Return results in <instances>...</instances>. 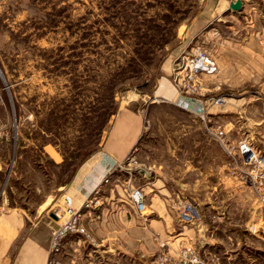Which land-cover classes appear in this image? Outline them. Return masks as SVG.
<instances>
[{
	"label": "rangeland",
	"instance_id": "1",
	"mask_svg": "<svg viewBox=\"0 0 264 264\" xmlns=\"http://www.w3.org/2000/svg\"><path fill=\"white\" fill-rule=\"evenodd\" d=\"M205 1L0 0V223L5 216L15 214L29 227L43 215L48 221L53 212L60 216L56 211L65 219L67 206L75 208L72 192L80 184V176L98 173L94 168L90 171V166L98 165L96 152L121 105L142 100L139 110L145 116L152 92L162 77L169 79L174 60L184 50L199 45L216 58L220 67L228 62L239 64L236 50L240 37L236 30L254 31L262 16L261 6H250L247 13L244 7L235 12L228 7L218 8L203 32L188 34ZM210 79L205 78L203 84L207 86ZM171 87L177 98L173 84ZM260 87L264 89L259 81L237 85L230 97L249 111L252 120V129L242 137L250 138L264 156V98L256 93ZM219 129L224 128L208 126L209 136L212 138L210 132ZM125 161L130 164L128 159ZM124 163H120L122 168ZM109 168V177L122 169ZM125 170L129 174H120L123 188L132 184L143 191L149 180L142 178V182L134 177L132 182L131 167ZM229 173L232 175L230 169ZM107 175L105 182L110 180ZM244 185L259 198L251 186ZM262 194V207L251 199L248 229L229 225L230 229L223 231L232 238L226 237L225 244L238 241L239 246L241 239L244 241V253L233 264H264ZM185 201L179 199L174 208ZM212 214V220L221 221L218 218L222 215ZM247 214L245 209L231 216L238 221ZM61 225L63 220L56 229ZM83 244L87 248L90 245ZM189 244L202 252L195 239L172 248L178 250ZM2 247L1 241V251ZM159 252L158 244L155 257ZM220 262L224 264L221 258Z\"/></svg>",
	"mask_w": 264,
	"mask_h": 264
},
{
	"label": "crops",
	"instance_id": "2",
	"mask_svg": "<svg viewBox=\"0 0 264 264\" xmlns=\"http://www.w3.org/2000/svg\"><path fill=\"white\" fill-rule=\"evenodd\" d=\"M231 1L206 0L203 10L190 24L188 34L203 32L214 20L218 8L227 9ZM255 4L262 8L259 26L252 32L236 30L240 37L236 50L239 64L228 62L221 67L218 64L211 83H206L204 95L188 99L192 107L199 104L206 109L205 119L174 104L176 94L168 77H162L152 92L145 116L139 110L142 100L121 105L96 152L98 165L90 166V171L94 168L98 173L86 172L83 178L80 176L82 180L72 192L74 210L78 211L77 226L84 228L90 240L78 232H68L57 255L60 264H159L155 255L160 242H167L176 251L173 246L193 239L205 254L219 252L224 264H233L244 253L243 239L240 238L239 246L238 241L225 244L226 237L232 238L223 231L229 230V225L239 226L242 231L248 229L251 199L254 203L259 201L260 207L262 201L236 175H230L226 155L209 136L207 128L220 125L234 140L252 129L249 111L230 96H234L233 88L237 85L250 81L264 84V0H251L249 4L243 0V11L247 13ZM243 18L247 20L248 14ZM228 87L232 89H225ZM218 96L224 97L225 102L214 105L212 100ZM258 118L261 132L262 113ZM130 152L133 159L127 164L125 160ZM122 162L125 166L119 170L121 173L114 171V177H109L106 169ZM127 167L132 169L130 181L134 177L139 181L149 180L143 191L146 204L154 212L147 217L138 214L126 194V187L123 188L121 175L129 174L126 170L123 172ZM105 175L110 178L107 182ZM90 192L98 199L97 206L82 207ZM179 199L196 203L199 216L194 222H179L174 208ZM231 204L233 207L229 208ZM245 209L247 217L234 221L231 215L241 214ZM211 213L213 217L222 215L218 218L221 221L212 220ZM56 214L60 216L55 215L49 221L43 215L29 227L21 216H5V223H0L3 243L0 264H46L50 239L58 221L63 220L64 225L71 217L68 213L65 219L59 212ZM85 242L90 244L88 248Z\"/></svg>",
	"mask_w": 264,
	"mask_h": 264
},
{
	"label": "built area",
	"instance_id": "3",
	"mask_svg": "<svg viewBox=\"0 0 264 264\" xmlns=\"http://www.w3.org/2000/svg\"><path fill=\"white\" fill-rule=\"evenodd\" d=\"M246 1L250 2L251 0ZM217 71L216 58L203 50L201 46H194L189 51L181 52L174 60L169 74V79L178 94L175 104L205 119L206 109L199 104L192 107L188 99L203 96L206 90L203 80L215 75ZM256 93L264 98V89L261 88ZM224 102L222 96L212 100L214 105H220ZM210 134L213 139L220 143L228 156L227 165L231 174L236 175L243 184L251 186L262 201V192H264V156L262 150L248 137H242L234 143L227 137V132L224 129L210 132ZM127 159L132 161V152L128 154ZM117 167L122 168V165L118 164ZM126 190V194L138 214L142 217L153 214L154 211L145 202V194L142 189L128 184ZM97 202L94 194L90 192L86 195L82 207L94 208L97 206ZM181 204L183 206L179 204L176 208V216L182 222H194L199 216L197 206L188 201ZM66 212L71 215L70 220L53 232L46 264H60L57 255L61 252L62 241L68 232H78L83 234L86 240H90V236L84 228L77 226L78 211L68 205ZM159 250L160 252L156 257L159 264H222L219 256L200 252L193 244L183 245L178 250L173 251L164 241L159 243Z\"/></svg>",
	"mask_w": 264,
	"mask_h": 264
},
{
	"label": "water",
	"instance_id": "4",
	"mask_svg": "<svg viewBox=\"0 0 264 264\" xmlns=\"http://www.w3.org/2000/svg\"><path fill=\"white\" fill-rule=\"evenodd\" d=\"M243 8L242 0H233L230 2L228 9L231 11H241ZM51 217H55L54 213L50 214Z\"/></svg>",
	"mask_w": 264,
	"mask_h": 264
},
{
	"label": "bare ground",
	"instance_id": "5",
	"mask_svg": "<svg viewBox=\"0 0 264 264\" xmlns=\"http://www.w3.org/2000/svg\"><path fill=\"white\" fill-rule=\"evenodd\" d=\"M69 196H70V195H68V197H69ZM68 197L64 199V204H65V205H68V203H67V202L69 201V200H68V199H69ZM62 203H63V202H62ZM61 209H62V208H61ZM57 213H58V212H57ZM56 217H57V216H56ZM58 223H60V221H58Z\"/></svg>",
	"mask_w": 264,
	"mask_h": 264
}]
</instances>
